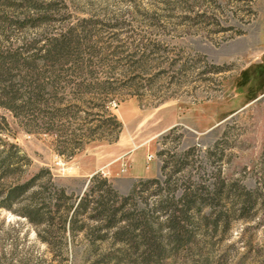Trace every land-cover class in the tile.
Listing matches in <instances>:
<instances>
[{
    "label": "trees",
    "instance_id": "16d2710c",
    "mask_svg": "<svg viewBox=\"0 0 264 264\" xmlns=\"http://www.w3.org/2000/svg\"><path fill=\"white\" fill-rule=\"evenodd\" d=\"M67 12L65 0H0V107L28 133L51 137L55 152L72 159L91 142L119 141L124 125L111 109L119 92L118 74H135L130 87L141 102L157 88L153 79L143 77L151 70L154 51L137 45L121 58L125 51L99 47L88 32L72 25L59 29ZM44 27L57 32L44 36L27 31ZM162 66L154 75L168 79V90L211 80L210 73L226 70L201 56ZM164 94H155L151 106L162 103L168 97ZM178 130L174 126L163 135L160 175L137 179L123 194L98 172L75 195L57 184L47 167L26 176L33 161L9 139L10 123L0 114V207L25 217L53 249L82 236L92 253L108 261L135 258L142 264H163L196 246L200 235L228 227L236 212L250 218L264 202V151L259 184L248 188L226 179L221 167L212 175L204 170L202 162H215L217 150L208 149L198 161L196 146L170 147Z\"/></svg>",
    "mask_w": 264,
    "mask_h": 264
},
{
    "label": "rangeland",
    "instance_id": "374dc122",
    "mask_svg": "<svg viewBox=\"0 0 264 264\" xmlns=\"http://www.w3.org/2000/svg\"><path fill=\"white\" fill-rule=\"evenodd\" d=\"M65 1L67 18L57 24L59 29L72 25L76 31L88 32L99 47H109V52L125 51L119 54L121 58L134 52L137 45L148 53L154 51L151 70L143 77L153 79L157 89L141 102L130 87L135 74H118L119 92L111 109L124 125L119 141L91 142L72 159L55 152L51 137L28 133L9 110L0 107V114L10 123L9 139L33 161L26 176L47 167L57 184L79 195L90 177L100 172L127 194L131 189L126 191L127 184L133 185L138 173L161 166L158 151L164 147L163 135L179 126L170 147L196 146L198 161L208 149L217 150L215 162H202L205 171L212 175L221 167L226 179L248 188L259 184L264 151V0ZM27 31L44 36L57 32L45 27ZM190 56L206 57L226 70L210 73L211 80L196 79L186 87L170 90L168 79L155 77L159 65ZM121 63H125L123 59ZM155 94L168 97L151 106ZM178 135H182L181 140L172 141ZM217 142L219 147H215ZM150 153L155 155L153 160H148ZM221 153L224 156L219 162ZM139 204L144 206L141 200ZM257 207L247 219L239 218L236 212L228 227L200 235L196 246L168 257L163 264H264V202ZM0 264L142 262L135 258L118 263L103 259L90 251L82 236L53 249L25 217L0 207Z\"/></svg>",
    "mask_w": 264,
    "mask_h": 264
},
{
    "label": "crops",
    "instance_id": "0c3cea01",
    "mask_svg": "<svg viewBox=\"0 0 264 264\" xmlns=\"http://www.w3.org/2000/svg\"><path fill=\"white\" fill-rule=\"evenodd\" d=\"M111 152V155H110V157H112L113 156V153H112V151H110ZM98 171V170H97ZM159 172H160V167H159V165H157L156 166V168L153 170V171H151V172H149V170L147 169H144L143 171H141L140 173H138V175L135 177V178H147V177H156V176H158L159 175ZM131 178V177H130ZM134 178V177H133ZM128 186H127V189H126V191L127 190H129L130 188H131V186H132V184H127Z\"/></svg>",
    "mask_w": 264,
    "mask_h": 264
},
{
    "label": "built area",
    "instance_id": "2783aa9c",
    "mask_svg": "<svg viewBox=\"0 0 264 264\" xmlns=\"http://www.w3.org/2000/svg\"><path fill=\"white\" fill-rule=\"evenodd\" d=\"M154 158H155V155H154V154H151V153H150V154L148 155V160H153Z\"/></svg>",
    "mask_w": 264,
    "mask_h": 264
}]
</instances>
